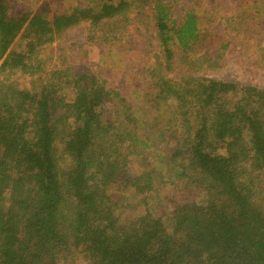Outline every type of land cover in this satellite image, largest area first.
<instances>
[{
    "label": "trees",
    "instance_id": "1",
    "mask_svg": "<svg viewBox=\"0 0 264 264\" xmlns=\"http://www.w3.org/2000/svg\"><path fill=\"white\" fill-rule=\"evenodd\" d=\"M177 2L0 0V264H264V89L199 75L200 20ZM135 9L157 42L145 92L43 69L67 30H125Z\"/></svg>",
    "mask_w": 264,
    "mask_h": 264
},
{
    "label": "rangeland",
    "instance_id": "2",
    "mask_svg": "<svg viewBox=\"0 0 264 264\" xmlns=\"http://www.w3.org/2000/svg\"><path fill=\"white\" fill-rule=\"evenodd\" d=\"M105 1L9 0V4L12 14L48 9L50 14L55 15L67 12L80 3L98 7ZM177 1L173 4L172 18L178 19L182 11L188 9L198 15L200 20L199 42L195 53L193 51L191 54L201 57L209 53L210 57L198 65L199 75L264 89V0ZM152 7V4L145 5V16L151 17ZM139 12L135 9L130 14L131 19H140L132 20L125 30L112 32L106 27L96 33L86 22L67 30L45 51H41L45 63L43 69L47 74H51L55 68H63L75 73L95 75L107 87L119 91L127 98L145 92L150 80L144 70L157 52V42L155 32L146 27L147 22L152 27L154 21ZM102 36L110 38V43H102ZM15 42L14 49H19L23 40L17 39ZM177 64L180 62L173 61L174 73ZM18 82L25 84L26 79L21 77Z\"/></svg>",
    "mask_w": 264,
    "mask_h": 264
}]
</instances>
